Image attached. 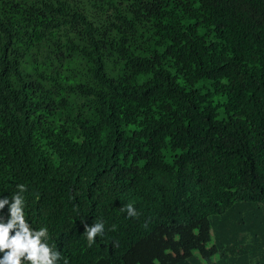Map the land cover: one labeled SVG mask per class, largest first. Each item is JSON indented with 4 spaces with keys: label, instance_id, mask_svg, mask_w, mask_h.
Wrapping results in <instances>:
<instances>
[{
    "label": "trees",
    "instance_id": "16d2710c",
    "mask_svg": "<svg viewBox=\"0 0 264 264\" xmlns=\"http://www.w3.org/2000/svg\"><path fill=\"white\" fill-rule=\"evenodd\" d=\"M18 185L68 264H264V0H0Z\"/></svg>",
    "mask_w": 264,
    "mask_h": 264
},
{
    "label": "clouds",
    "instance_id": "9594fccd",
    "mask_svg": "<svg viewBox=\"0 0 264 264\" xmlns=\"http://www.w3.org/2000/svg\"><path fill=\"white\" fill-rule=\"evenodd\" d=\"M18 189L11 199L0 195V264H61V261L68 264L67 258L49 244L48 228L34 229L26 219L25 201L21 195L26 189L24 185H18ZM121 210L129 217L137 215L132 204ZM83 227L89 246L105 230L103 222L84 224Z\"/></svg>",
    "mask_w": 264,
    "mask_h": 264
},
{
    "label": "rangeland",
    "instance_id": "374dc122",
    "mask_svg": "<svg viewBox=\"0 0 264 264\" xmlns=\"http://www.w3.org/2000/svg\"><path fill=\"white\" fill-rule=\"evenodd\" d=\"M203 237H206L207 245H208V247H210L212 244V239H211V230L208 227V223H207L206 229L203 232L196 229L194 226H190L186 230H180L177 228L174 229L170 233L168 238H164V235L160 234V240L162 242L167 243L168 240L171 238L173 241L176 242L177 245H180V242L183 240H191L193 238L201 239ZM154 264H159V263H158V261H156Z\"/></svg>",
    "mask_w": 264,
    "mask_h": 264
}]
</instances>
